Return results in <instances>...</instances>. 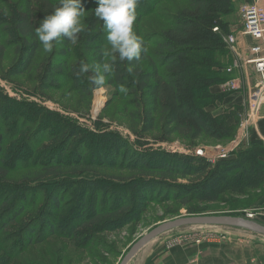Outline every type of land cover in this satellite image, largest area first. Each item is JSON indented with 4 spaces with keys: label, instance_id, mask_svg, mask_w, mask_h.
Listing matches in <instances>:
<instances>
[{
    "label": "trees",
    "instance_id": "obj_1",
    "mask_svg": "<svg viewBox=\"0 0 264 264\" xmlns=\"http://www.w3.org/2000/svg\"><path fill=\"white\" fill-rule=\"evenodd\" d=\"M162 1L138 0L136 20L151 14ZM9 4L5 10L12 28L10 35L19 47L8 75L35 73L41 91L68 84L88 106L95 87L87 79L88 74L78 76L77 72L81 61L90 65L112 61L105 50L102 22L95 15L89 17L76 45L64 40L55 45V51L43 56L34 29L58 6L59 0ZM235 10V0H187V7L174 13L154 47L150 43L155 35L137 34L146 51L138 63L133 62V72L127 71V61L117 58L114 73L106 76L105 83L113 88L114 97L124 102L123 110L129 115L132 129L143 134L156 131L158 142L175 137L192 144L201 139L219 144L233 138L238 125L236 112L213 115L198 94L230 78L217 55L227 52L223 37L229 34L228 16ZM3 49L0 43V55ZM120 84L129 89L127 94L118 91ZM0 98V115L6 113L9 119L14 100L2 94ZM58 116L51 111L41 115L44 123L39 120L40 130L49 125L57 128ZM2 140L0 133V229L15 224L26 209L25 201L36 194L37 183L59 188L60 193L48 197L45 189L44 204L51 203L56 210L64 207L67 215L60 219L59 227L68 228L66 237L72 236L74 244L82 249L97 234L139 221L150 204L172 202L175 212L184 209L187 214H198L200 205L243 197L264 187V141L260 138L251 139L228 159L211 162L194 154L129 148L114 132L84 133L77 124L65 123L62 135L54 133L50 145L26 161L28 170L36 168L28 174L29 180L36 181L32 184L7 179L9 169ZM107 168L120 169L129 176L106 177L98 173ZM55 218H39L33 228L27 226L28 222L19 226L25 246L46 238L39 236L38 230L39 234L43 230L55 234Z\"/></svg>",
    "mask_w": 264,
    "mask_h": 264
},
{
    "label": "rangeland",
    "instance_id": "obj_2",
    "mask_svg": "<svg viewBox=\"0 0 264 264\" xmlns=\"http://www.w3.org/2000/svg\"><path fill=\"white\" fill-rule=\"evenodd\" d=\"M20 1L0 0V35H2L0 43L4 46L3 54L0 55V94L7 95L14 100L10 118L8 119L6 113L0 115V133L3 137L4 159L8 163L9 174L7 179L9 181L17 184L22 182L32 184L36 182L28 178L29 172L33 173L36 168L28 170L26 161H30L31 156L35 157L45 145H50L49 143L53 140L54 133L62 135L65 123L77 124L84 133L114 132L126 141L129 148L134 147L138 150L162 149L186 155H196L195 153L198 149L204 151L206 146L219 145L218 152L220 149H224L227 151L228 157L229 155L232 157L239 150L246 147L247 143L254 139L253 137L260 138L257 134L258 132L262 135L261 126L264 119H259L258 110L253 115V120L249 125L244 140L234 143L235 138L241 132V124L249 115L250 103L248 101V93L245 94V89L243 88L236 91L221 92L220 85L224 82L213 85L199 93L198 96L204 98L206 109L211 113L224 115L236 112L235 119L238 120V125L233 138L219 144L206 139H201L192 144L175 137L166 142H158L156 141V131L143 134L132 129L129 115L123 110L124 102L120 98L114 97L113 88L110 86L104 85L100 89L94 88L90 102L86 106L85 100L80 99L77 91L71 89L68 84H59L48 90L41 91L37 87L35 73L16 76L8 75V68L15 63V59L18 57L17 47L19 46L10 35L12 29L10 20L7 19L8 15L4 13L9 9L8 3L15 6ZM82 4L86 7L84 8L85 16L82 17V22L85 25L88 18L94 16V8L97 5L96 0H85L84 3L82 0ZM91 5L96 6L90 7ZM185 7H187V0H163L151 14L136 20L133 30L143 36L155 35L150 43V46L154 47L156 38L159 37L163 30L168 28L170 18L176 11ZM238 11L239 7L237 8V15L230 22L239 21ZM102 36L106 37V31L103 27ZM55 48L57 46L54 45L53 51H55ZM105 50L110 54V46L108 44L105 45ZM42 53L45 54L43 56L49 55L43 50ZM230 55L227 51L218 54L217 57L223 65L228 66L231 61ZM212 96L220 98L216 99V101ZM97 100L100 101L97 102L95 108ZM2 107L5 111L6 107ZM47 111L55 112L59 115L56 118L58 126L53 128L49 125L47 128L40 130L39 120L41 119L42 123H44L41 115H45ZM218 152L212 158H216ZM201 157H205V151L204 156ZM98 173L106 177L122 175L121 178H126L129 176L127 172L116 168H107L100 170ZM37 188L36 194L30 195L25 201L26 209L15 224H8L5 229H0V264H119L135 241L154 226L179 216L188 215L184 209L175 212L177 208L173 207L172 202L153 203L150 204V208L147 209L146 214L141 216L139 221L127 224L121 229L97 234L92 242L82 249L74 244L72 236L66 237L69 235L68 228L62 229L59 227L58 222L64 215H67L64 207L56 210L53 209L51 203L50 206L44 204L45 189L47 197L51 194L60 193L61 190L59 188H46L38 183ZM39 189H42L43 192L39 193ZM260 195H264V187L259 192L257 190L250 191L243 197H228L223 201L200 205L201 211L198 214L236 215L253 220L247 210L250 209L249 207L253 200ZM65 199H67L66 196ZM43 208L44 210L40 211ZM50 217L55 218L52 219L56 223L55 234L49 235L48 230H43L39 234L38 230L36 233L39 236H46V238L39 243L36 242L25 246L23 233L19 231L18 227L28 222L27 226L33 228L34 222L39 218ZM22 220V223H18V221ZM233 241L240 246L259 245L263 246L264 249V237L252 232L228 226L191 225L175 228L160 234L142 247L127 264H147V257L150 260L149 264H180L179 258H181L182 264H205L203 259H198L204 248L207 247L208 251L210 247L225 246ZM211 250L213 251V248ZM256 256L260 259L264 257L259 252H256ZM206 262V264H211L209 259Z\"/></svg>",
    "mask_w": 264,
    "mask_h": 264
},
{
    "label": "clouds",
    "instance_id": "obj_3",
    "mask_svg": "<svg viewBox=\"0 0 264 264\" xmlns=\"http://www.w3.org/2000/svg\"><path fill=\"white\" fill-rule=\"evenodd\" d=\"M138 0H96L95 17L102 22L106 31V41L110 46L111 62H94L88 64L81 61L77 75H87V79L97 88L106 83V76L114 73L115 60L128 62L127 71L131 74L135 62H139L142 53L146 51L142 37L133 30L136 21V7ZM7 15V11H5ZM85 9L82 0H59L58 6L44 16L38 27L34 29L36 40L45 53H52L54 45L67 40L76 45L79 34L84 29L82 17ZM118 91L127 94L129 89L118 85Z\"/></svg>",
    "mask_w": 264,
    "mask_h": 264
},
{
    "label": "built area",
    "instance_id": "obj_4",
    "mask_svg": "<svg viewBox=\"0 0 264 264\" xmlns=\"http://www.w3.org/2000/svg\"><path fill=\"white\" fill-rule=\"evenodd\" d=\"M238 12L239 21L237 29L235 31H229V34L223 37L226 49L232 55L233 61V64L226 66L224 71L228 73L233 68H241L247 74L248 67L252 66L258 79L248 95V101L250 103L249 115L241 124V132L235 138L234 143L244 140L249 125L253 120V115L264 104V0L243 2L239 5ZM239 37H246L251 42L245 46H241ZM223 84H225L227 90H235L238 87L236 80L228 79ZM98 101L100 100L95 102V108ZM215 147L219 148L220 146L216 145ZM195 154L197 156H204V151L198 149ZM230 157V155L228 157L226 150L220 149L216 158L207 159L214 162V160L228 159Z\"/></svg>",
    "mask_w": 264,
    "mask_h": 264
},
{
    "label": "crops",
    "instance_id": "obj_5",
    "mask_svg": "<svg viewBox=\"0 0 264 264\" xmlns=\"http://www.w3.org/2000/svg\"><path fill=\"white\" fill-rule=\"evenodd\" d=\"M236 1V11L228 16L229 22L233 19L235 15H237V8L239 5L243 2H252V0H235ZM238 27V21L237 22H230L229 23V31H235ZM240 45L245 46L251 42L250 39L246 37H239ZM231 61L229 62L228 66L233 64L232 61V55H230ZM230 75V80H236V83L238 85L236 90L239 89H245V94L248 93L253 88L254 84L256 83L258 76L253 69V67H248L247 74L246 72L241 68H233L230 72H228ZM212 87V86H211ZM220 91H233V90H227L225 84L220 85ZM235 93V92H234ZM238 93V92H237ZM245 99V98H244ZM213 115H217L218 113H212ZM259 119H264V104L259 109ZM261 126V134L258 132V136L260 139L264 141V121H262ZM258 131V130H257ZM255 138V137H253ZM258 192L260 190H257ZM250 209L247 210V213L253 218L254 221H257L258 223L264 225V195L257 196L254 200ZM252 212V213H251ZM213 248V251L211 250ZM204 251L202 254L199 255L198 259L204 260V263L206 264L207 259H209L211 264H264V257L261 259L256 256V252L262 253L264 255V249L263 246L259 245H247V246H240L237 242L233 241L231 243H227V245H219L215 247H210L207 251V247L203 249ZM178 261L181 263V258L178 259ZM147 264L150 262V260L146 259Z\"/></svg>",
    "mask_w": 264,
    "mask_h": 264
},
{
    "label": "water",
    "instance_id": "obj_6",
    "mask_svg": "<svg viewBox=\"0 0 264 264\" xmlns=\"http://www.w3.org/2000/svg\"><path fill=\"white\" fill-rule=\"evenodd\" d=\"M204 151L206 158H212L216 156L218 148H216L215 146H206L204 147ZM191 225L235 227L264 237V225L246 217L236 215L188 214L179 216L175 219L164 221L154 226L151 230L143 234L135 241V243L122 257L119 264H125L140 250V248H142V246H144L154 237L174 228H181Z\"/></svg>",
    "mask_w": 264,
    "mask_h": 264
},
{
    "label": "bare ground",
    "instance_id": "obj_7",
    "mask_svg": "<svg viewBox=\"0 0 264 264\" xmlns=\"http://www.w3.org/2000/svg\"><path fill=\"white\" fill-rule=\"evenodd\" d=\"M174 229H175V228H174ZM158 236H159V235H158ZM156 237H157V236H156ZM156 237H154V238H156ZM154 238H153V239H154ZM153 239H151V240H153ZM151 240H150V241H151ZM150 241H149V242H150ZM147 243H148V242H147ZM147 243H146V244H147ZM146 244H145V245H146ZM145 245H144V246H145ZM144 246H142V247H144ZM140 249H141V248H140ZM136 254H137V253H136ZM136 254H135V255H136ZM135 255H134V256H135ZM134 256H133V257H134ZM133 257H131V258H133ZM131 258H130L125 264H127V263L131 260Z\"/></svg>",
    "mask_w": 264,
    "mask_h": 264
}]
</instances>
